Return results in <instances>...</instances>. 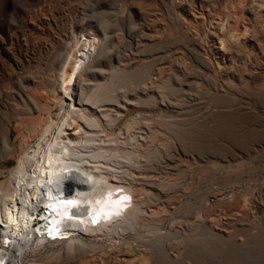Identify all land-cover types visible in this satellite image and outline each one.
Masks as SVG:
<instances>
[{
    "label": "rangeland",
    "instance_id": "1",
    "mask_svg": "<svg viewBox=\"0 0 264 264\" xmlns=\"http://www.w3.org/2000/svg\"><path fill=\"white\" fill-rule=\"evenodd\" d=\"M88 64L85 86L122 77L128 110L113 131L141 116L152 139L132 169L147 214L124 240L33 244L11 264H264V130L234 131L225 108L264 123V0H0L1 184L40 114L35 98L53 107L65 81L78 98ZM117 241L144 257L124 261Z\"/></svg>",
    "mask_w": 264,
    "mask_h": 264
},
{
    "label": "bare ground",
    "instance_id": "2",
    "mask_svg": "<svg viewBox=\"0 0 264 264\" xmlns=\"http://www.w3.org/2000/svg\"><path fill=\"white\" fill-rule=\"evenodd\" d=\"M220 27H225L223 20H220ZM243 32L244 34L236 32L229 36L239 40L240 36L246 37L249 34L247 30ZM235 43L237 44V41ZM222 44L224 45L223 41ZM96 50L95 41L88 54L90 60L93 59ZM88 69L90 64L77 78L76 84L80 83L81 90L78 98L74 96L71 82L66 81L64 83L66 95L57 96L53 107L50 106L47 97L38 95L35 98V105L40 114L29 124L26 123L29 133L24 138L22 136L23 151L17 166L11 170V177L6 182L0 183L2 223H0V264L11 263L8 260L11 257L10 250L18 257V253L30 246V223L33 218L30 213L41 205L46 206L48 215L52 218L51 233L54 236L63 234L70 236L69 241L65 243L69 244L68 247L71 249L80 251L89 248L85 239L124 240V236L129 231H137V227L140 226L139 215L147 214L146 209L138 206L145 205L144 199L142 196L138 198L135 196L137 192L135 183L141 176L138 177L139 175L133 173L132 169L139 168L140 171V168L143 169L141 159L149 160L150 157L143 158L144 154H141V151L145 149L143 146L146 143L141 142L148 144L152 139L148 134L146 138V133L141 131L140 126L143 123L141 116L128 121L120 133L113 131L125 117L121 110H128L127 105L120 101L119 91L124 87H119L121 84H118L117 80L121 81L122 77L116 81L113 80L115 78H111L113 81L111 80L110 83H89L85 86L81 82L88 81L85 78ZM140 79V77L135 78L131 83H137ZM124 98L126 103H130L125 94ZM225 108L226 110L229 108V112L234 115V119L230 121L235 128L234 131L239 133L242 126L252 130L254 127L264 130V123L251 119V115L240 114L239 110L232 109V105ZM153 132L155 131L151 134ZM152 137L154 138L155 135L153 134ZM119 185L124 190L117 194L113 189ZM64 188L76 189L67 191ZM73 190L76 195L66 194ZM65 201H73L77 206L66 205ZM65 211L67 215L64 214ZM93 221L95 223L101 221L102 224L92 228ZM117 245L120 256L131 257L130 260L123 259L124 261L134 263L139 257H144L140 251L136 253V250L135 253L131 251L130 254L127 253L126 250L133 251L127 242L117 241ZM121 245L125 251L120 248ZM114 246L113 250L116 249Z\"/></svg>",
    "mask_w": 264,
    "mask_h": 264
},
{
    "label": "snow or ice",
    "instance_id": "3",
    "mask_svg": "<svg viewBox=\"0 0 264 264\" xmlns=\"http://www.w3.org/2000/svg\"><path fill=\"white\" fill-rule=\"evenodd\" d=\"M66 205L72 206V207H76L77 205L75 204V202L73 201H65L64 202ZM65 215H67V212L65 211L64 213ZM95 223V221H93Z\"/></svg>",
    "mask_w": 264,
    "mask_h": 264
},
{
    "label": "built area",
    "instance_id": "4",
    "mask_svg": "<svg viewBox=\"0 0 264 264\" xmlns=\"http://www.w3.org/2000/svg\"><path fill=\"white\" fill-rule=\"evenodd\" d=\"M49 234L52 236V233L51 232ZM54 237H56V236H52V238H54Z\"/></svg>",
    "mask_w": 264,
    "mask_h": 264
}]
</instances>
